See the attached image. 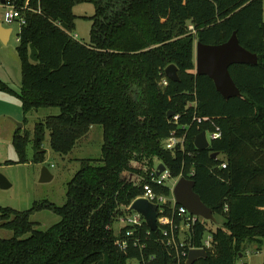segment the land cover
Here are the masks:
<instances>
[{"label": "trees", "instance_id": "1", "mask_svg": "<svg viewBox=\"0 0 264 264\" xmlns=\"http://www.w3.org/2000/svg\"><path fill=\"white\" fill-rule=\"evenodd\" d=\"M25 0H21V3ZM264 0H31L17 38L22 62V90L1 89L21 99L23 113L57 108L31 133L16 130L19 163L44 164L46 132L51 148L68 156L92 128L104 131L102 158L80 161L67 183L66 202L35 201L30 210L0 207V264H172L162 227L150 231L143 221L127 249L118 241L132 227L115 225L144 195L157 162L173 177L196 182L195 192L224 223L201 218L187 243L198 247L206 234L213 246L196 264H239L246 249L264 247ZM88 3L95 13L88 43L74 37L75 7ZM87 18V17H85ZM193 25L196 33L189 29ZM236 34L240 44L259 57L258 65H234L230 75L241 97L226 99L209 76L196 74V45H222ZM31 46L38 62L30 59ZM175 64L180 81L165 70ZM168 86H163V80ZM174 112L180 119L175 122ZM199 119H202L200 122ZM186 133L185 150L169 151L172 132ZM220 131L210 149L200 151L202 132ZM218 153L224 159H214ZM227 164L226 169L223 165ZM129 175V176H127ZM137 178V181L134 179ZM171 196L170 186H154ZM51 211L60 221L47 231L31 220ZM165 215L172 210L166 206ZM177 218V223L180 219ZM140 237L145 248L133 245ZM185 264V262L183 263Z\"/></svg>", "mask_w": 264, "mask_h": 264}, {"label": "rangeland", "instance_id": "2", "mask_svg": "<svg viewBox=\"0 0 264 264\" xmlns=\"http://www.w3.org/2000/svg\"><path fill=\"white\" fill-rule=\"evenodd\" d=\"M75 8L76 15L79 17L77 20L79 31L76 30L74 36H78L79 42L88 43L92 27L88 18L94 15L95 9L88 3L80 4ZM10 27L13 28V34L9 44L0 45V78L4 76V80L7 81L6 84L0 79V174L7 178L12 188L4 190L0 187V207L27 211L32 208L35 201L43 200H50L52 203L62 206L66 202V184L80 170V161L102 158L104 131H102V127H94L88 137L78 143L74 151L66 157L52 150L51 134L48 131L42 143V149L47 152L46 162L43 165L33 163L35 151L34 142H32L27 149L28 161L19 163V154L13 143L16 130H20L23 134L31 133L34 139L36 124L46 120L49 115L58 114L59 110L47 108L32 111L26 121L21 99L15 93L10 94L1 89V85L6 84L16 93H21L22 90V62H20L17 49V38L21 27L18 23L11 24ZM20 125L23 127L20 128ZM219 158L224 159V156L220 155ZM159 164L160 162H157V165ZM43 167L50 169L54 175V180L49 183L40 182ZM134 181H137V178ZM171 186L174 187V183H171ZM31 220L39 222L38 230L47 231L60 221V217L51 211H41L34 213ZM222 223H224V219L219 217L218 223L214 225L218 226ZM121 226V223H116V233L120 231ZM13 236V232L0 229L1 239H11ZM256 259L259 261L258 263L263 264L264 254ZM128 264L139 263L137 260H129Z\"/></svg>", "mask_w": 264, "mask_h": 264}, {"label": "water", "instance_id": "3", "mask_svg": "<svg viewBox=\"0 0 264 264\" xmlns=\"http://www.w3.org/2000/svg\"><path fill=\"white\" fill-rule=\"evenodd\" d=\"M196 74L199 76H209L214 80L217 91L226 99L241 97L242 93L237 88L230 68L234 65H258L259 57L251 53L240 44L237 35L234 34L228 42L222 45L212 46L198 42L196 45ZM30 59L33 62H38V51L34 46H31ZM165 75L169 80L175 82L180 81L178 75V67L171 64L166 70ZM171 112L169 118L174 116ZM20 128L23 126L20 125ZM195 147L200 151L210 149V142L207 140V133L202 132L195 140ZM180 149V147H178ZM214 159L219 157L218 153L212 155ZM166 166L162 163L158 167V175L165 171ZM53 179L50 169L43 167L40 182L49 183ZM196 182L191 178L181 177L173 189V195L177 204L185 207L190 215L198 216L206 221H212L217 224V217L214 216L213 210L208 207L201 197L195 192ZM0 187L8 190L11 184L7 178L0 174ZM131 211L139 212L145 219L150 231L156 232L159 228V205L154 204L145 198H138L131 206ZM208 253L203 250L193 249L190 252L186 264H196L199 260H206Z\"/></svg>", "mask_w": 264, "mask_h": 264}, {"label": "built area", "instance_id": "4", "mask_svg": "<svg viewBox=\"0 0 264 264\" xmlns=\"http://www.w3.org/2000/svg\"><path fill=\"white\" fill-rule=\"evenodd\" d=\"M31 0H25V2L21 3V0H2V10L4 16V22L7 25L18 23L20 27L25 26L26 16L29 12L39 13L40 10L34 9L30 6ZM192 33H196V29L193 25L189 27ZM76 39L78 36H74ZM162 85L168 86V80L165 79L162 82ZM180 119L179 115L174 116V121L177 122ZM201 122L202 119H199ZM207 140L210 142L220 139L222 134L220 131L217 132H209L207 131ZM187 135L186 133L183 135H179L177 131L172 132L170 137L164 142V147L167 150L172 151L174 149L185 150V142H186ZM166 166V165H165ZM158 167H156L155 172H153L148 181L145 182L144 185V195L139 198H145L155 205H159V228H163V234L166 237L165 244L166 247L170 250L171 254L174 256V262L172 264H185L188 261V257L190 252L193 249L203 250L206 253L212 248L213 246V235L206 234V237L202 240L201 244L196 246H191L187 243V237L190 234V231L194 224H196L201 218L198 216L190 215L188 210L177 204V201L173 195V189L177 184V181L184 176L173 177L170 170L166 166L165 171H163L160 175H158ZM227 164L223 165V168L226 169ZM193 175V172L190 174V178ZM171 183H174V187L171 186ZM170 186L171 187V196H165L158 194L154 190V186ZM133 205V204H132ZM131 205V206H132ZM170 206L172 210V216L169 217L165 215L166 206ZM131 210V207H130ZM180 219V223H177V218ZM143 221L145 219L143 216L138 212L131 211V213L125 214L121 216L118 223H121L122 227H132L134 229H129L125 232V235L122 236L121 240L118 241V246L121 250H125L130 245V238L135 235V229L142 226ZM146 222V221H145ZM158 228V229H159ZM121 230V229H120ZM133 245L140 249L145 248L144 245L141 244L140 237L134 240ZM209 255V253H208ZM139 263V262H138Z\"/></svg>", "mask_w": 264, "mask_h": 264}, {"label": "crops", "instance_id": "5", "mask_svg": "<svg viewBox=\"0 0 264 264\" xmlns=\"http://www.w3.org/2000/svg\"><path fill=\"white\" fill-rule=\"evenodd\" d=\"M1 4H2V0H0V45L6 46L7 44H9V42H10V40L12 38L13 28L10 27L11 24L10 25H7L4 22V16H3V13H4L3 11L4 10H2ZM75 15H76V12H75ZM78 18L79 17L77 16V20H78ZM77 20H76L75 25H77ZM76 30L79 31V25L76 26ZM0 79L3 80V81H5L4 80V76H2V78H0ZM5 83L7 84V81H5ZM93 129L94 128H92L91 130H93ZM52 180H54V175H53V179ZM66 194H67V190H66ZM37 223L39 224V222H37ZM263 254H264V247H262L261 250H259L257 248V246L249 247V248L246 249V256L243 257V259H242V261L240 263L241 264H255V263L256 264H260V263H258L259 261L256 258H258V256H261ZM253 255H254V257H253ZM263 264H264V262H263Z\"/></svg>", "mask_w": 264, "mask_h": 264}]
</instances>
